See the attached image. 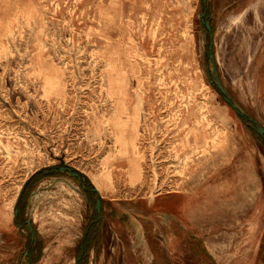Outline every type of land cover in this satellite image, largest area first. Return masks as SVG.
I'll list each match as a JSON object with an SVG mask.
<instances>
[{"label":"rangeland","instance_id":"1","mask_svg":"<svg viewBox=\"0 0 264 264\" xmlns=\"http://www.w3.org/2000/svg\"><path fill=\"white\" fill-rule=\"evenodd\" d=\"M204 1L0 0V264H30L31 192L57 177L80 189L36 175L56 167L97 196L87 204L58 183L32 197L31 264H264L263 188L246 193L238 220L203 227V160L227 133L208 113L223 99L201 9L234 100L253 51L250 2Z\"/></svg>","mask_w":264,"mask_h":264},{"label":"crops","instance_id":"2","mask_svg":"<svg viewBox=\"0 0 264 264\" xmlns=\"http://www.w3.org/2000/svg\"><path fill=\"white\" fill-rule=\"evenodd\" d=\"M223 1L226 4L223 8L227 10L241 0ZM248 1L251 4L249 12L253 15L249 39L253 46L248 68L250 85L248 92L235 101L264 128V0ZM208 113L210 119L225 130L227 140L222 151L203 160V227L205 225L206 233L212 226L226 227L235 218L238 220L240 207L249 206L246 193L264 189V140L223 100L211 102ZM148 207L156 208L157 204ZM14 219L11 218L10 223ZM0 238H3L2 233ZM203 245L211 255L204 241Z\"/></svg>","mask_w":264,"mask_h":264},{"label":"water","instance_id":"3","mask_svg":"<svg viewBox=\"0 0 264 264\" xmlns=\"http://www.w3.org/2000/svg\"><path fill=\"white\" fill-rule=\"evenodd\" d=\"M203 5L205 6V1L201 0ZM201 22L203 24L204 29L202 30V42L204 47L208 46L209 48V55L207 57L208 62L210 64V69H209V76H210V84L214 86L215 90L219 93V95L222 97L223 101L241 118L245 121L247 127L252 130L259 138L264 140V128L258 126L250 117L249 115L245 112V110L232 98V96L229 94L227 89L224 87L219 73L217 69V64L215 61V57L212 54V44L207 42V37H211V27H210V21L206 17L205 13V8L203 7L201 9V14H200ZM44 176L48 175H64L69 178L76 179L79 182H83L84 178H80L77 173L73 172L70 168H58V169H51L49 171H44L43 172ZM58 183H63L67 185L69 188L77 192L82 196L84 201L88 203V198L86 195V189L84 185L80 186V189L75 188L69 181H67L65 178L62 177H57L53 179V182L44 188H37L33 192L30 193L27 201H26V211H25V216L26 220L24 222V227L27 228L28 232L31 233V214H32V207H31V200L32 197L39 194L41 191H48L51 190L56 184ZM93 192L97 193L96 189L92 190ZM90 206V205H89ZM101 208V201L97 200L95 204V210L97 213H99ZM18 211L16 210L14 212V216L17 217ZM18 228H22V226H18ZM29 257V248L25 249L24 252V258Z\"/></svg>","mask_w":264,"mask_h":264},{"label":"trees","instance_id":"4","mask_svg":"<svg viewBox=\"0 0 264 264\" xmlns=\"http://www.w3.org/2000/svg\"><path fill=\"white\" fill-rule=\"evenodd\" d=\"M58 168H60V167H58ZM57 167L56 168H54V169H58ZM73 172H75V173H77L78 174V176L80 177V178H84L81 174H79L78 172H76V171H74V170H72ZM42 175V176H44L43 175V172H39V173H37L36 175ZM84 185H85V189H87L88 191H90L91 193H93V194H95L96 196H97V193H95V192H93L92 190H93V188L90 186V184L87 182V180L84 178ZM98 200V199H97ZM96 200V201H97ZM88 201L90 202V199L88 198ZM96 201H95V203H94V206H95V204H96ZM98 215L100 216V212L98 213ZM28 248H29V263L31 264V263H33L34 261H37L38 259H39V257H40V245H39V243L36 241V238H35V236H34V232L32 231L31 232V236H30V242H29V244H28ZM83 249V248H82ZM33 254H34V256H33ZM33 256V257H32ZM31 257L32 258H34L35 260L34 261H31ZM81 260H83V263H85L84 262V258H82Z\"/></svg>","mask_w":264,"mask_h":264},{"label":"flooded vegetation","instance_id":"5","mask_svg":"<svg viewBox=\"0 0 264 264\" xmlns=\"http://www.w3.org/2000/svg\"><path fill=\"white\" fill-rule=\"evenodd\" d=\"M202 27H203V24H202ZM203 29H204V27H203ZM206 48H208V46H206ZM82 183H83V182H81V185H83ZM84 186H85V185H84ZM86 195H87V198L91 195V192L88 191L87 189H86Z\"/></svg>","mask_w":264,"mask_h":264}]
</instances>
